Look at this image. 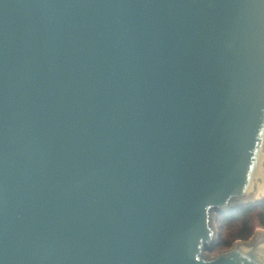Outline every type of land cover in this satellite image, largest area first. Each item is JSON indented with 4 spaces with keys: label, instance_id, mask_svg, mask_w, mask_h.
I'll list each match as a JSON object with an SVG mask.
<instances>
[{
    "label": "water",
    "instance_id": "1",
    "mask_svg": "<svg viewBox=\"0 0 264 264\" xmlns=\"http://www.w3.org/2000/svg\"><path fill=\"white\" fill-rule=\"evenodd\" d=\"M264 0H0V264H264Z\"/></svg>",
    "mask_w": 264,
    "mask_h": 264
},
{
    "label": "trees",
    "instance_id": "2",
    "mask_svg": "<svg viewBox=\"0 0 264 264\" xmlns=\"http://www.w3.org/2000/svg\"><path fill=\"white\" fill-rule=\"evenodd\" d=\"M217 224L220 240L214 251L210 252L212 255L230 250L236 242L249 241L257 226L264 229V201L235 213L220 215Z\"/></svg>",
    "mask_w": 264,
    "mask_h": 264
},
{
    "label": "rangeland",
    "instance_id": "3",
    "mask_svg": "<svg viewBox=\"0 0 264 264\" xmlns=\"http://www.w3.org/2000/svg\"><path fill=\"white\" fill-rule=\"evenodd\" d=\"M217 228H218V224H217ZM264 231V229H262L261 227H259V226H257V228L255 229V232H254V235H253V237L249 240V241H245L246 243H245V245H251L254 241H255V239H256V237H257V234L258 233H262L261 231ZM221 253H223V252H221ZM220 253V254H221ZM219 254H217V255H212V254H210V257H217Z\"/></svg>",
    "mask_w": 264,
    "mask_h": 264
}]
</instances>
